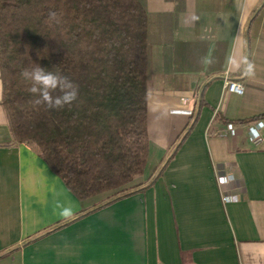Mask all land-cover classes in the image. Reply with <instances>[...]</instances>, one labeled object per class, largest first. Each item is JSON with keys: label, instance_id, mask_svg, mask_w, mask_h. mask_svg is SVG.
Segmentation results:
<instances>
[{"label": "crops", "instance_id": "crops-1", "mask_svg": "<svg viewBox=\"0 0 264 264\" xmlns=\"http://www.w3.org/2000/svg\"><path fill=\"white\" fill-rule=\"evenodd\" d=\"M139 1L148 37H158L155 78L167 85L150 87L151 147L137 189L157 177L199 109L197 122L150 187L90 213L109 199L78 200L15 142L0 78V264H264V144L247 131L264 123V0ZM227 80L243 81L244 95ZM229 123L236 135H217ZM225 175L236 202L223 201Z\"/></svg>", "mask_w": 264, "mask_h": 264}, {"label": "trees", "instance_id": "trees-1", "mask_svg": "<svg viewBox=\"0 0 264 264\" xmlns=\"http://www.w3.org/2000/svg\"><path fill=\"white\" fill-rule=\"evenodd\" d=\"M150 60L148 13L139 0H0L1 103L12 137L78 200L109 199L90 213L150 187L198 120L199 109L157 177L137 189L151 147ZM33 64L78 84L77 101L59 110L36 105L21 75Z\"/></svg>", "mask_w": 264, "mask_h": 264}, {"label": "clouds", "instance_id": "clouds-1", "mask_svg": "<svg viewBox=\"0 0 264 264\" xmlns=\"http://www.w3.org/2000/svg\"><path fill=\"white\" fill-rule=\"evenodd\" d=\"M55 18V13L51 14ZM210 62L205 60V63ZM31 70L25 69L21 75L31 82L29 92L37 97L36 105H45L50 110L71 106L78 99L79 86L68 76L50 72L33 64Z\"/></svg>", "mask_w": 264, "mask_h": 264}, {"label": "built area", "instance_id": "built-area-1", "mask_svg": "<svg viewBox=\"0 0 264 264\" xmlns=\"http://www.w3.org/2000/svg\"><path fill=\"white\" fill-rule=\"evenodd\" d=\"M227 90L230 93L237 94L239 96H243L245 93V85L243 81L240 80H227L226 81ZM248 136L251 143L255 146H260L264 144V123L263 122H255L251 123L247 126ZM237 128L233 123L227 124L220 132L217 133L219 136L228 137L230 135H236ZM232 181L231 177L228 175L218 177V184L222 189L223 201L227 202H236L238 200V196L236 195H228L227 192L223 191V186L228 185Z\"/></svg>", "mask_w": 264, "mask_h": 264}, {"label": "rangeland", "instance_id": "rangeland-1", "mask_svg": "<svg viewBox=\"0 0 264 264\" xmlns=\"http://www.w3.org/2000/svg\"><path fill=\"white\" fill-rule=\"evenodd\" d=\"M157 39L158 37H150V53H151V60H150V68H149V74H150V87L151 88H162L165 87L167 84L164 83L163 81H158V79L156 80L155 75L157 73V68H158V62L155 56V52L157 50L156 48V43H157ZM170 77V76H169ZM171 79H173V77L171 76ZM175 79V78H174ZM170 80V79H169ZM146 176V173H144V177ZM144 179L143 176L141 178V180ZM104 195L103 196H98L93 198V203H99L100 201H102L104 199Z\"/></svg>", "mask_w": 264, "mask_h": 264}]
</instances>
